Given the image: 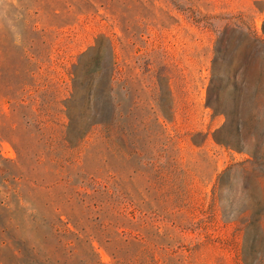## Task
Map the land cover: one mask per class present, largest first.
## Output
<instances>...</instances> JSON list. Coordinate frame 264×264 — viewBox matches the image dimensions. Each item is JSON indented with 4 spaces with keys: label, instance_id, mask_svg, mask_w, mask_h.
Listing matches in <instances>:
<instances>
[{
    "label": "rangeland",
    "instance_id": "obj_1",
    "mask_svg": "<svg viewBox=\"0 0 264 264\" xmlns=\"http://www.w3.org/2000/svg\"><path fill=\"white\" fill-rule=\"evenodd\" d=\"M68 212L98 264H264V0H0V264H88Z\"/></svg>",
    "mask_w": 264,
    "mask_h": 264
},
{
    "label": "trees",
    "instance_id": "obj_2",
    "mask_svg": "<svg viewBox=\"0 0 264 264\" xmlns=\"http://www.w3.org/2000/svg\"><path fill=\"white\" fill-rule=\"evenodd\" d=\"M113 49H115V47H113ZM115 57H116V55H115V50H114L113 51L114 63L116 62ZM209 104L212 105V103H209ZM100 123L103 125L108 124L107 121L99 120L97 122H94L91 128H93L95 124H100ZM87 135H88V133L81 136V138L79 137L80 141H83ZM76 146H77V144L76 145L70 144V146H68L69 148L74 149L73 152H71L69 155L63 154L62 152L54 153L55 157L57 159V162L60 166L65 168V166L68 162H72V163L76 162L77 157H78L77 153L79 152V150H76L77 149ZM77 173H79L78 179L72 180V176H73L72 172L69 173L68 178H67L68 184H69V189L72 192L70 200H72L73 198L74 199L79 198L81 203L85 207V211L87 210V212H89V213H91V212L99 213L98 215L95 216L94 220H96L97 224L101 223V225H103L104 221H105V213H106V211H108L109 205L113 202L110 200L111 188L107 187V184L100 181L99 184L94 183V185H93L94 191L93 192L82 190L80 188V183L84 182L83 181L84 179H81L82 175H84V174L80 173V172H77ZM114 207L115 206L113 205L112 208H114ZM63 214L64 213H61L57 218L50 220L51 226H52L53 230L55 231L56 235L58 236L59 242H58L56 247L59 248V247L65 246V245L68 246L71 243L76 242L75 243L76 245L72 246V248H70V250H69V252L71 253V252H76L78 245L82 241H84V240L86 242L90 241L91 250L89 253L90 254L89 257L86 258V261L88 264L89 263H91V264L100 263L99 259L97 258L98 252H96V250H95L96 249L95 244H94L95 236H93V233L88 232L87 228H84V230L86 231L85 234L87 235L84 237V235L81 234V232L78 233V232L72 230L71 223L74 222L75 224H77L76 223L77 219L75 217H73V213L68 212L69 219L65 220L63 217ZM99 227H102V226H99ZM104 229H106V228H104ZM92 236H93V238H92ZM108 236L109 237L106 240L108 242H111L112 241L111 235H108ZM86 237H87V239H85ZM114 254H116V256H119V251H117L115 249ZM35 264H41V263H39V261H36Z\"/></svg>",
    "mask_w": 264,
    "mask_h": 264
}]
</instances>
